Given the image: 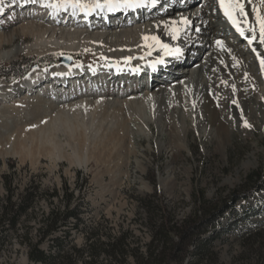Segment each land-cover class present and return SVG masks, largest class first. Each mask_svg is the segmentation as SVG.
<instances>
[{"label":"rangeland","instance_id":"obj_1","mask_svg":"<svg viewBox=\"0 0 264 264\" xmlns=\"http://www.w3.org/2000/svg\"><path fill=\"white\" fill-rule=\"evenodd\" d=\"M16 1L0 0V4L4 6V13L0 14L2 15L0 33L13 32L14 29L20 28L22 23L30 24V21L41 20L39 18L43 15L41 8L32 6L24 10L19 9L15 7ZM252 2L260 9L261 15H264V5L260 4V0ZM156 4L158 7L153 8L156 9L154 13L160 14L162 10H158L161 5L157 2ZM153 9L149 13L153 12ZM201 9L203 14L200 20H204L208 27L193 30L200 32L196 35L197 42L201 43L202 40L204 43L201 45L203 51L197 53L196 59L195 55L190 56L188 51L184 53L188 58L191 57L188 73L178 68V71L182 72V77L173 81L172 73L162 68V71H159L160 77L150 85V88L145 84L128 85V88H135L137 91L124 98L121 94L126 87H119L116 84L111 88V95L100 96L104 102L108 99L107 101L111 103L116 100H128L148 91L164 92V96H161V100L159 99L155 106L147 107L141 112L132 110L121 115L122 118L129 116L127 134L132 136L133 141L124 140L114 147L109 145L112 152L108 158L94 148L93 144H87L86 156L89 158V164L86 167L70 166L67 161L54 163L46 158L32 161L31 156L23 162L16 158L0 157V199L6 195L4 175L11 177L14 200L30 186L39 185L41 191L44 190L43 198L38 201L32 213L21 219L15 233L5 235V231L0 228V264H34L27 256L25 232H29V237L31 236L33 241L38 239L37 229L42 213H47L57 202L56 198L46 200L45 192L51 193L54 188L60 189L64 184L69 187V192L73 191L71 205L80 197L88 203L87 209L81 215L83 224L79 225L78 230H72V242L77 247L85 245L89 226L95 227L93 232L99 234L102 239H105L107 234L113 236L124 234L129 243L127 263L133 264L154 249L156 242L152 244V240L156 232L155 226L162 220L161 216L165 215L168 225L175 224L177 227L181 225L190 231V235L188 234L182 241L184 247L182 246L181 251H173L175 258L172 257L171 261L167 260L163 264H264L263 70H257L254 76L252 74L251 80L254 82L252 87L245 82L251 87L245 92L247 96L256 99L263 106L260 108L261 112H257L258 129L245 127L242 121L239 125L241 133L233 134L225 146L217 136L214 126L205 121L203 107L207 93L205 87L209 85V76L205 72L206 64L208 57L214 53L210 44H206L216 35L215 32L224 29L218 27L215 18L210 14V4L206 0H194L192 9L185 10L184 17H181L183 14L173 13L172 29L178 28L179 32L177 38L173 39L172 29L169 30L170 33L167 31L170 41L166 44L169 49H173L184 37H189L191 30L186 29L187 24L183 21L192 22ZM142 13L148 12L142 11L139 16ZM24 16L27 17L26 20H19ZM159 23H165V19L155 17L147 21L145 25L148 28L147 34L154 33ZM69 27L77 28L85 36L95 30L84 25ZM100 30H104L103 33L106 34V30L109 29ZM225 30V35L222 37L218 35L219 40L228 39L235 49L238 48L241 51V59L251 72V68H254L253 55L264 56V44L259 42V50L251 51L247 42H239L232 33H228L229 28ZM23 43L16 39L11 46L1 49L0 52L14 50ZM150 45L151 40L146 43L148 49ZM225 50L218 52L224 59L229 58L227 57L229 52ZM154 53L155 49H151L150 53L144 54L145 59L154 61L157 59L156 56L160 57ZM53 54L50 52L43 56L20 54L14 59L1 62L0 84L2 80L4 83L22 81L35 69H50L56 64V60L62 61L60 55L70 56L72 60L70 64L82 59L78 55L72 57L71 54L64 52ZM84 65L89 67L92 63ZM239 72L242 73H238L239 75L247 79L243 69ZM222 77L219 73L215 77L217 82L215 88L226 92L225 101L219 107V114L228 117L230 123L232 119L229 117L231 114L229 104L233 99H237L231 88V84L235 83V76L227 69L226 79ZM255 77L258 79L257 82ZM118 79L122 81V78ZM72 81L84 83L77 79ZM34 89L21 91L15 100L12 99L13 103L11 100L8 101L10 104H16L17 99L21 97L25 99L24 107L28 96H31V99L35 96L39 98L50 96L49 93H45V88L43 92H38L37 87ZM64 89L57 87L54 96H60ZM169 92L171 95H167ZM72 93L75 92H70ZM174 93L178 94L180 99H176ZM216 94L218 93H213L214 96ZM2 103L4 102H0V108L3 107ZM214 104L218 103L215 101ZM257 106L259 107V104ZM16 125L18 126V123ZM102 130L103 127L99 133ZM58 139L65 143L64 137L60 134ZM65 144L63 149L67 154L71 153ZM256 172H261L263 181L259 184L258 190H253L252 178L255 179ZM201 193L203 198L195 201L194 196ZM85 225L87 227H84ZM170 236L174 244L181 242L178 236ZM199 242L202 243L201 256L195 254ZM48 243L45 241L40 246L47 249Z\"/></svg>","mask_w":264,"mask_h":264},{"label":"bare ground","instance_id":"obj_2","mask_svg":"<svg viewBox=\"0 0 264 264\" xmlns=\"http://www.w3.org/2000/svg\"><path fill=\"white\" fill-rule=\"evenodd\" d=\"M193 1L173 4V0H168L169 7L164 6L160 14L154 13L156 9L149 13L150 10L152 11L150 9L152 6L148 7L142 3L137 10H126L125 7H121V10L115 8L109 12L105 8L103 10L96 9L92 15H85L79 10L74 12L71 8L53 10L44 7L41 0H17L16 8L24 10L26 7L36 6L43 10V15L39 17L41 20L38 22L22 23L23 25L14 29L13 32L0 33V50L11 46L16 39H20L22 43L25 42L14 50L7 49L0 52V63L14 59L20 54L43 56L49 52L52 54L64 52L71 54L72 57L78 55L82 59L79 64L75 65L63 62L66 61L63 57H67V55H60L62 61L56 60V64L49 67L50 69H35L29 77L22 81L8 83L1 81L0 102L4 103L0 108V144L2 145L0 157L16 158L23 162L28 156H31L32 161L46 158L54 163L67 161L70 166L86 167L89 164V158L86 156L87 144H93L94 148H97L103 156L108 158L112 152L109 145L114 147L124 140L133 141L132 136L127 134L129 116L122 118L121 115L132 110L141 112L147 107L155 106L161 96H164V92L148 91L128 100H116L111 103L107 101L108 99L104 102L100 96L111 95V88L117 84L119 87H126L121 94L125 98L133 91H137L135 88H128V85H153L152 83L160 77L159 71H162V68L168 69L172 73L173 81L182 77V72L178 71V68L184 69L182 71L187 73L190 71L191 61L186 54L184 57L167 54L166 50H162L158 44L148 49L146 46L148 41H144L142 37L156 36L160 44L168 43L170 39L167 37V33L174 25L171 15L173 13L182 15L186 12L185 10L192 9ZM206 1L210 4L209 11L215 18L216 24L224 29L215 32L216 35L206 44H210L214 53L208 57L206 64L205 72L209 76V85L205 87L207 93L203 107L205 121L210 126H214L217 136L226 146L227 140L233 134L241 133L239 125L242 121H247L253 130L258 129L256 125L257 112H261L260 108L263 106L256 99L247 96L245 92L253 86L254 82L251 78L257 70H263L264 78V67L260 63L264 56L253 55L254 68H251L250 72L246 63L241 59V51L238 48L235 49L228 39L219 40L220 36L225 35V29L229 28L228 33H232L239 42L248 43L253 33L249 32L247 28L249 26L257 27L256 39L248 45L251 51L259 50V29L255 22V15L252 13V7L247 3V0H243L247 16L237 17L239 25L244 28V36H241L236 27L224 16L218 0ZM44 2L55 1L44 0ZM161 4L159 3V5ZM155 7L157 8L158 5ZM3 10L4 6L0 4V12ZM142 11L148 12L142 19L137 18L136 21L130 23L126 21V17L133 18ZM202 14L203 10L201 9L198 15L194 16L192 22L187 23L186 29L193 31L195 28L208 27L204 20H200ZM105 15L109 20L103 19ZM155 17L165 19V23H159L156 31L151 35L149 32L148 35V28L145 25L147 21ZM26 19L27 17L24 16L19 20ZM89 22H96V26H89L95 30L87 33L86 36L82 35L77 28L69 27V25L80 27V24L86 26V23ZM110 23L114 25H110ZM100 29H109L106 30L109 33L105 34L104 30ZM217 41H220V44H217ZM152 44L153 41H151ZM151 49H155L154 54L160 55V57L156 56L157 59L154 61L145 59L144 56V54L150 53ZM224 50L229 52L227 55L229 58L224 59L219 56L218 52ZM202 51L203 47L199 49L198 54ZM198 54L194 56V59L198 57ZM87 61H95L97 64L92 63L87 67L84 65H87L85 63ZM157 61L160 62L157 63ZM227 69L235 76V83L231 84V88L237 96V99H233L229 104L231 110L229 117L232 119L230 123L228 117L227 119L226 116L219 114V107L225 101L226 92L215 88L217 73L222 75L225 80ZM241 69L245 71L247 79L239 75L242 74L239 72ZM72 78L84 81V83H74ZM118 78H122V81H119ZM70 79L72 80L70 81ZM255 81H258L256 77ZM245 82L251 84V87ZM36 87L39 89L38 92H43L45 88V93H49L50 96L47 95L43 98L35 96L33 99L28 96L24 107L25 99L23 100L21 97L17 99L16 104H10L8 101H12L23 90L32 91ZM57 87H63L65 91L55 97L53 93ZM70 92H75L73 97L70 96ZM170 92L167 95H171ZM216 92L218 94L214 96L213 93ZM174 95L176 99H180L178 94L174 93ZM215 101L218 103L217 105L214 104ZM262 117L264 118V113ZM16 123L18 126H15ZM102 127L103 130L99 133ZM104 130L105 132H103ZM59 134L64 137L66 144L58 139ZM64 144L68 146L71 153H66L63 149Z\"/></svg>","mask_w":264,"mask_h":264},{"label":"trees","instance_id":"obj_3","mask_svg":"<svg viewBox=\"0 0 264 264\" xmlns=\"http://www.w3.org/2000/svg\"><path fill=\"white\" fill-rule=\"evenodd\" d=\"M254 176L251 188L258 190L259 184L263 181L261 172H256ZM3 179L6 195L0 199V228L5 231V235H9L17 231V225L23 217L34 211L36 204L44 196L42 195L44 190L41 191L39 185L30 186L14 200L11 177L4 175ZM45 193L46 200L56 198L57 202L47 213H42L36 241L29 237V232H25L27 256L30 261L34 264H129L127 263L129 243L124 234L118 236L107 234L106 238L102 239L99 234L93 232L95 227L89 226L83 247H77L72 242V230H78L79 225L83 224L81 215L88 207L83 197L77 198L76 203L71 205L74 195L73 191L69 192L66 184L60 189L54 188L51 193L47 191ZM198 196H194L195 201L203 198L202 193ZM161 219L155 226L156 232L152 240V244L156 242L154 249L133 264H163L167 260L171 261L172 257L175 258L174 250L183 249L182 241L188 234L190 235V231L181 225L178 227L175 224L168 225L165 215H162ZM170 235L178 236L181 242L174 244L172 238H169ZM45 241L49 242L47 249L40 246ZM197 245L199 247L195 254L201 256L202 243L199 242ZM185 250L187 251V247Z\"/></svg>","mask_w":264,"mask_h":264},{"label":"snow or ice","instance_id":"obj_4","mask_svg":"<svg viewBox=\"0 0 264 264\" xmlns=\"http://www.w3.org/2000/svg\"><path fill=\"white\" fill-rule=\"evenodd\" d=\"M41 3L44 7L51 8L53 10H60L71 8L74 12L79 10L83 12L85 15L95 11L96 9H105L107 8L109 11L117 7H125V8H132V7H139L140 5L136 2V0H55V2H44L41 0ZM220 8L223 10L224 16L232 23L236 30L240 33L241 36H244V28H242L239 23L237 17H246L247 13L245 12V3L243 0H218ZM248 4L252 5V13L255 15V22L259 29V42L264 44V15H261L260 9L253 4L252 0H247ZM260 4L264 5V0H260ZM184 24H187L188 21L184 20ZM247 30L253 33L252 38L248 40V43L251 44L254 39H256L255 33L257 32V27L249 26ZM179 29L174 28L171 30V35L173 39L177 38ZM144 41H153V44L150 47H154L155 45H159L160 48L166 50L167 54H180V49H169L167 44H160L159 39L156 36H144L142 37ZM217 44H220V41H217ZM160 61H157L159 63ZM261 66L264 67V59L260 61ZM245 127H251L244 121Z\"/></svg>","mask_w":264,"mask_h":264},{"label":"water","instance_id":"obj_5","mask_svg":"<svg viewBox=\"0 0 264 264\" xmlns=\"http://www.w3.org/2000/svg\"><path fill=\"white\" fill-rule=\"evenodd\" d=\"M67 59H68L69 62L71 61V57L67 56Z\"/></svg>","mask_w":264,"mask_h":264}]
</instances>
